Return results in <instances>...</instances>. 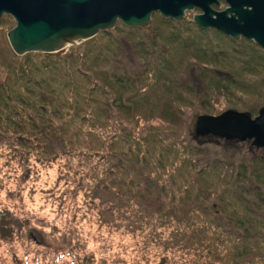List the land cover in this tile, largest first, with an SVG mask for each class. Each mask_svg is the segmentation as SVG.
<instances>
[{"label": "trees", "instance_id": "obj_1", "mask_svg": "<svg viewBox=\"0 0 264 264\" xmlns=\"http://www.w3.org/2000/svg\"><path fill=\"white\" fill-rule=\"evenodd\" d=\"M167 22L116 26L59 57L0 65V264H264V150L230 147V159L216 151L210 159L194 131L196 145L178 129L185 115L218 114L210 101H234L237 93L249 99L228 109L254 118L264 107L255 115L253 104L264 100L250 99L264 97V55L248 40ZM204 35L214 40L197 58L193 48ZM84 45L91 47L83 54ZM126 53L141 70L127 71ZM150 96L165 128L150 127L139 139L129 132L153 116ZM61 159L65 192L81 194V203L63 228L46 232L36 226L46 218L31 209L36 192L25 183L36 165ZM68 203L62 196L60 205Z\"/></svg>", "mask_w": 264, "mask_h": 264}, {"label": "water", "instance_id": "obj_2", "mask_svg": "<svg viewBox=\"0 0 264 264\" xmlns=\"http://www.w3.org/2000/svg\"><path fill=\"white\" fill-rule=\"evenodd\" d=\"M221 12L211 9L216 0H0V16L11 15L15 26L7 32L17 55L30 50L45 55L63 53L68 47L94 37L100 30L114 29L121 21L128 27L146 28L153 11L179 19L186 9L202 13L194 22L202 29L214 28L234 39L253 40L264 51V0H225ZM195 136L251 140L264 150V108L252 118L233 110L198 116Z\"/></svg>", "mask_w": 264, "mask_h": 264}, {"label": "rangeland", "instance_id": "obj_3", "mask_svg": "<svg viewBox=\"0 0 264 264\" xmlns=\"http://www.w3.org/2000/svg\"><path fill=\"white\" fill-rule=\"evenodd\" d=\"M220 8L223 9V5H221ZM198 12L199 11L195 10V14H197ZM193 15H194V13H192V12L187 13L186 16H185V20L183 21L184 24H180L181 26L179 24L175 25V26L178 27V28H180V27L183 28L184 27L183 25H186V24H188V22H191L190 20L192 19ZM161 20H164V19H162V17L159 14L153 13L152 16H151L150 23L152 21L157 22V26L159 27V26H161V24H160ZM121 25H122L121 23H118L116 26H121ZM14 26H15V20H14V18L11 15L3 14L2 16H0V65L2 63L5 64L4 60H6V61L8 60L6 63H9V65H10V62L12 60H13V63H15V61H17L21 65L24 62V60L20 59L22 56H16L12 52L10 44L7 41V37H6L7 32L10 31ZM146 28H140V29H146ZM163 28L168 29L167 26H163ZM165 29H164V31H165ZM113 30L114 29H111V30H108V31H113ZM167 31H169V30H167ZM174 31L175 30L172 29V31H170V33L174 32ZM208 31H210L212 33L214 32L213 29H210ZM95 38L100 40V39L103 38V36L101 37L100 32H99L95 36ZM105 40H107V39L104 38L102 41L107 42ZM238 40L242 41V40H245V39L239 38ZM84 42H86V41H84ZM84 42H82V43H84ZM82 43H80V44H82ZM80 44H78V45H80ZM103 44H104L103 42H98L97 45H99V46H97V47H101ZM78 45H73V46H78ZM73 46L68 47L67 50L62 53V55L65 54ZM105 46H106V44H105ZM90 47L91 46H85V45L82 46L81 51H83V54L85 52H88ZM92 47H94V46H92ZM177 56L180 57V54L178 53ZM14 57H16L17 59H15ZM18 57H20V58H18ZM188 61L189 62H196V63L200 62L198 59H193V58H189ZM124 62H125V64H128L127 66H129L131 68L130 72L135 71V70H141V66H140V62L141 61H140V59L137 56H135L134 54H132V53H129V54L126 53V57L124 58ZM212 64H210V65H212ZM1 69L2 68H0V70ZM1 75H2V73L0 74V81L3 78V75H2V78H1ZM240 81H241V79H240ZM241 83H242V81H241ZM244 84H241V88L239 89L240 90L239 92L243 93V91H246L245 90L246 86ZM259 89L261 90L262 87L259 88ZM252 90H253V87H252ZM255 91H253V93ZM241 96H242L241 93H237L236 94L237 99H235L234 101H232V99H230V101H229V99H227L225 97H221L220 100H217V98L216 99L214 98L213 100H215V101H213V100L210 101V106H215V109H216L217 113L218 112L219 113L223 112V111L227 110L228 108L233 107V103H234V105L236 107H240L241 106V102L243 103L245 100L249 99L247 96L246 97H242V98H241ZM153 98H154L153 96H150V99H152L151 100L152 101L151 105L154 108L153 109V113H152L153 116L150 118L151 120L150 119L148 121H145V120L142 121L141 120L138 123V125L134 129H131L132 130L131 132H129L133 136L135 135V137H138L139 139L145 136L147 131H149L148 129H150V127L154 128V129L165 128L164 123H162L159 120H157L158 112L162 113L161 112V109H162L161 104L157 103V98L156 97L154 99ZM238 98L239 99L241 98V99L239 100ZM250 99H251V102L256 103L259 100H264V97L262 96V98L259 99L258 95H251L250 94ZM237 103L240 104V105H238ZM262 105H264V101H261V102H259L257 104H253L252 107L256 108L255 112H253V113H255V115L257 114L258 109ZM182 109L185 110L186 114L189 113L188 109H185L184 107ZM148 112H149V110H148ZM213 115H217V114H213ZM195 118H196L195 114L193 115V114L189 113L188 115H185L186 124H185L184 128L181 129V128L178 127L179 131L182 132L181 134H183V133H184V135L187 134V136L185 138L186 140H187V138L189 140L192 138L191 134L193 132ZM5 120L6 119H4V121ZM126 128L130 129L129 125H127ZM121 130H120V132H121ZM163 130H165V129H163ZM15 133H16V131H15ZM201 139H197V140L193 139V140L195 142L197 141L196 143L199 144V145L202 144V146H204L205 148H207L211 152L212 155H210V157H209L210 159H214V157L216 155L220 156L221 158L222 157L225 158V160L230 159L232 157L231 155L234 154L233 149L232 148L230 149V147H235L237 149L239 148L240 150H242L241 154H244V153H246L248 151L247 150V146L250 145L249 142H244V143L240 144L239 147H236L235 144L238 145V143L235 142V141H234L235 144H234V142L218 143L216 141H209V142H204L203 143ZM194 141L190 140L188 142H189V144L196 145V143ZM168 142H170V140ZM129 143H131V142H129ZM182 145H185V143H183ZM251 145H253L252 142H251ZM180 147L182 148V146H180ZM257 148H256L257 150L255 149L256 151H254V152L256 154H261L262 155L264 152L262 153V151H260L261 150L260 147H257ZM214 149H216V150H214ZM214 151H216L215 152L216 153L215 156H213L214 155ZM180 153H182V150H180ZM166 155H167L166 153L162 154V156H166ZM261 155H259V156H261ZM239 158H240V156H239ZM234 159H236V157H234ZM31 160H33V158ZM74 161H75V159H74ZM32 163H33V161H32ZM61 163H64V159H61V160H59L56 163H51L50 165H46V166H40V165H36L35 164L38 168L35 171L32 172V174L26 180V183H25V185L29 184V186L33 187L34 192H36L34 194V200H33V204H35V205H33V208H31V209L36 211V213H39V214L43 215L46 218V220H43L40 223V226H39V224H36V226L39 229L42 228V230H44L46 232L49 231L50 229L52 230V226L53 225H55L57 227H60V228H63L62 226L67 222V219L69 217L72 218L71 212L81 203V194L75 193L71 188L69 189V191H67L68 193L65 192L66 189H67L66 185L69 184V181H67V177H66L67 176L66 175L67 174V170L60 168ZM177 165H178V163H177ZM185 168H187V167L185 166ZM158 185L159 184H157V188L159 187ZM27 191H29V188L24 190V192H27ZM174 195L177 198H178V196H184L185 195L184 189L182 190V192H181V190L174 192ZM62 196H64L66 199L71 200V203H68V204H65L64 206H61L60 205V200H61ZM240 204L241 205H236V206H241V207H243V206L245 207L246 206V204H244V203H240ZM81 207H83V206H81ZM76 212L77 213H76V215L74 217L75 219L82 217V215H83V210L82 209L80 210L78 208ZM88 214H89V212H88ZM48 215H51V217L48 218ZM91 222H94V221L91 220ZM84 228H85V232L86 233H88V231H90V232L91 231H95V232L97 231V226L96 227L93 226V227H90L88 229H87V227H84ZM99 231L104 236H107V237H109V238H111L113 240L114 234H109L108 232H107V234H105L106 230H104V229H102V230L100 229ZM46 232H44V233H46ZM260 232H262V231L260 230ZM114 241L117 242V240H114ZM128 241H129V239L125 238L124 239V242H125L124 244L127 245ZM112 245L114 247V243L113 242H112ZM115 247H116V249L115 250H111L110 253L116 252L117 250L119 251V248H117V246H115ZM3 249H5V248H1L0 251H2ZM87 249L94 250V248H93L91 243L88 244ZM152 260H153V263H156V261H154V259H152Z\"/></svg>", "mask_w": 264, "mask_h": 264}, {"label": "bare ground", "instance_id": "obj_4", "mask_svg": "<svg viewBox=\"0 0 264 264\" xmlns=\"http://www.w3.org/2000/svg\"><path fill=\"white\" fill-rule=\"evenodd\" d=\"M221 5H223V9H221L220 8V6ZM210 7H211V9L212 10H214V11H217V12H221V11H223L224 9H226L227 7H228V4L226 3V1L225 0H216V2H214V3H212V4H210ZM195 10H197V11H199L197 14H195ZM189 12H192V13H194V15L192 16V19L190 20L191 22H188L189 24H191L192 26H194V29L196 30V31H208V30H210V29H208V30H205V29H202L201 27H199L195 22H194V16L195 15H198V14H200V13H202V11L198 8V7H193L192 9H186V10H184V14H183V16L182 17H180L179 19H175V18H172V17H162L161 16V14H160V12L157 10V11H153V13H156V14H159L161 17H162V19H164L165 21H168L167 22V24H171V23H174V22H182V21H184L185 20V16H186V14L187 13H189ZM152 13V14H153ZM152 16V15H151ZM151 21V20H150ZM118 23H121L123 26H125V27H128V26H126L124 23H122L121 21H117L116 22V25L118 24ZM150 23V22H149ZM149 23H148V26H149ZM115 25V26H116ZM115 28V27H114ZM129 28H133V27H129ZM134 28H138V27H134ZM211 29H213V30H215L216 32H219V33H221V34H223V35H225V36H227V37H229L230 39H232V40H234V41H237L238 39H234V38H232V37H230V36H228V35H226V34H224V33H222V32H220V31H218V30H216V29H214V28H211ZM103 31V30H102ZM104 31H107V30H104ZM99 32H101V30L99 31ZM98 32V33H99ZM97 33V34H98ZM96 34V35H97ZM95 35V36H96ZM94 36V37H95ZM6 37H7V35H6ZM94 37H92V38H94ZM91 38V39H92ZM202 38V40L200 41V43H199V45L200 46H198V47H192L191 46V48H193V50L195 51L194 52V55L197 57V56H203V53L205 52V47H206V45L204 44V42L206 41L207 42V39L211 42L212 40H214V39H212L211 37H206L205 35L203 36V37H201ZM240 38H243V39H245V40H248V41H250V42H252L255 46H257V47H259L260 49H261V52L263 53V55H264V51H263V49L258 45V44H256L253 40H251V39H247V38H245V37H243V36H240ZM88 40H90V39H88ZM7 41H8V39H7ZM87 41V40H86ZM203 42V43H202ZM8 43H9V41H8ZM218 43V42H217ZM217 46H218V44H216ZM210 49V48H209ZM11 50H12V48H11ZM12 52L16 55V56H22L21 58L20 57H18V58H20V59H22V60H24V62L25 61H29V60H31V58H33V57H35V56H42V57H45V58H48V59H53V58H56V57H59V56H61L62 55V53H59V54H56V55H45V54H43L42 52H39V51H36V50H30L29 52H26V53H24L23 55H17L13 50H12ZM39 54V55H38ZM23 57H27V58H30V59H27V58H23ZM198 58V57H197ZM124 65H126V69H127V71L129 70H131V68L129 67V66H127L128 64H125V62L123 63ZM126 69L125 68H123L122 69V72H121V75H122V77H124L123 76V74H125V71H126ZM125 70V71H124ZM129 73V72H128ZM130 74V73H129ZM186 75L188 76L189 75V72H186ZM134 82V81H133ZM133 84H135V83H133ZM131 84H129L128 86H130ZM262 108H264V107H262ZM262 108H260V109H262ZM228 110H233V111H237V112H240V113H244V112H242V111H239V110H236V109H227V110H225V111H228ZM224 112V111H223ZM259 112V111H258ZM222 113V112H221ZM221 113H219V114H221ZM201 115H213V114H201ZM201 115H199V116H201ZM218 115V114H217ZM258 115V114H257ZM256 115V116H257ZM198 117V116H197ZM197 117L195 118V121H196V119H197ZM194 124H195V122H194ZM193 131H194V127H193ZM193 138L195 139V140H197V139H201L202 140V142L204 143V142H208V141H216V142H218V143H224V142H227V141H229V140H232V141H235V142H237L238 144H242V143H244V142H249V143H251L252 142V139L251 140H243V141H241V140H234V139H229V138H220V137H218V136H214V135H211V134H206V135H203V136H195V131H194V133H193ZM257 147H260V149H263L261 146H253V145H249V146H247V150H253V151H256L258 148ZM257 148V149H256ZM256 149V150H255ZM260 151H262V150H260ZM263 152V151H262Z\"/></svg>", "mask_w": 264, "mask_h": 264}]
</instances>
